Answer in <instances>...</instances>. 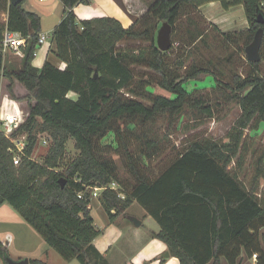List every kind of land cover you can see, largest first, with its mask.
Instances as JSON below:
<instances>
[{
  "label": "trees",
  "instance_id": "obj_1",
  "mask_svg": "<svg viewBox=\"0 0 264 264\" xmlns=\"http://www.w3.org/2000/svg\"><path fill=\"white\" fill-rule=\"evenodd\" d=\"M25 1L13 6L10 0H0V16L8 15L7 24L0 19V45L6 28L27 42L21 67L6 65L0 52V89L6 80L11 98L29 105L17 131L28 137L20 166L14 165L9 151L12 143L0 133V206L10 204L63 260L108 264L93 245L100 230L90 208L92 189L117 183L119 191L106 190L98 198L109 221L139 204L161 228L154 237L180 264H243L254 254L260 257L258 264H264V150L255 174L247 183L240 178L248 152L246 130L257 132L264 123V35L262 61L246 60L250 70L244 77L234 72L227 82L215 66L210 69L211 61L207 65L195 60L196 54L203 58L200 46L211 47L200 7L212 2H220L224 10L244 7L248 30L223 34L212 29L225 51L234 48L246 55L256 32H264V23L257 22L258 15H264V0H151L147 13L128 28L111 17L78 20L74 8L90 0H61L65 16L51 34L49 55L64 62V69L49 60L40 69L32 65L42 19L24 8ZM163 23L173 29L168 52L157 46ZM135 42L144 45L135 47ZM226 59L232 63V56ZM201 76L214 77L212 95L188 89L189 82ZM17 83L26 89L24 97L15 96ZM154 87L172 97L155 93ZM233 102L241 115L225 140L196 138L170 166L154 174L150 161L162 151L153 128L158 118L168 116L172 122L192 114L197 127ZM41 134L49 137L50 146L37 162L31 157ZM109 136L114 142H107ZM70 140L78 154L57 171ZM115 156L121 158L131 184L121 179ZM0 252L6 253L1 242Z\"/></svg>",
  "mask_w": 264,
  "mask_h": 264
},
{
  "label": "rangeland",
  "instance_id": "obj_2",
  "mask_svg": "<svg viewBox=\"0 0 264 264\" xmlns=\"http://www.w3.org/2000/svg\"><path fill=\"white\" fill-rule=\"evenodd\" d=\"M144 1L146 2V4H148V0ZM27 6L28 0H26L24 8H26ZM135 8L137 7L135 6ZM135 8L134 10H136L137 12V9ZM3 18L4 16H0L1 20H3ZM54 25L55 24L53 19L45 20L46 28L44 30V33H50L47 31H49ZM216 38L217 37L213 38L212 36L208 38V41L211 45V49L209 47L205 48L203 46H200V52L203 55V58L196 54L195 60L204 61V63L207 65V62L211 61L213 66L210 69L212 70L215 66L217 75L221 76V78L227 82L230 81L234 72H237L244 77L250 70L249 65L246 63V55L243 53L241 54L240 52H236L234 48H231L230 51H225L219 43L218 39ZM132 45L137 47L144 44L140 42H135V44ZM119 46L125 47L126 44L121 43L119 44ZM7 56L12 57L16 63H19L21 60V55L17 54L16 52H9ZM228 56H232L233 58L231 64L226 59ZM50 58H52V56ZM54 60L55 59L52 58L51 61L55 62ZM135 69L140 72H151L150 70L144 68ZM261 72L262 75H264V61L261 64ZM6 84L7 81L3 80L1 84V90L3 94L8 93ZM22 86L20 85V83L17 86L15 85V96L24 97L26 95V92L24 93V89ZM215 86V79L211 76H201L200 80L189 82V84L187 85L188 89L191 91L197 90L203 94L210 95H212V89ZM152 90L157 94L172 97L171 94L157 87H154ZM70 97L75 99L76 95L71 94ZM18 103L24 112H28L29 105L27 100H22ZM240 115V108L236 103L233 102L232 104L226 106L223 111L217 113L215 119H207L206 121H204L203 124H200L197 127L196 124H198V121L194 120V116L192 114H183L179 116L176 121L172 122L168 116L158 118L156 123L153 124V128L156 135L155 138L162 141V151L159 155H157L153 160L150 161L151 167L155 170L154 174L158 175L162 170L170 166L176 160L179 154L187 148L189 143L196 138L204 137L211 138L217 141L225 140L228 132L231 130ZM166 135L168 136V139L165 138ZM245 135L248 136V152L244 159L240 178L242 181L247 183V181H249V179L255 174L257 159L264 150V123L261 124L257 132H249V130H246ZM106 140L107 142H114V136H109ZM48 148L49 146H43L42 143L39 141L38 146L32 155L34 160L37 162H42L44 156L48 151ZM133 150H135V148ZM77 154L78 151L75 149L74 141L70 140L66 146V156L64 161L62 162V167L57 171H63L65 169L64 166L67 164V162L69 160H72ZM115 158L118 162L121 171V179L131 184V182H129V175L127 171H125L122 167L123 164L121 162V158H119L118 156H115ZM232 166H234V164L231 165L230 168H232ZM260 192L264 196V180H261ZM96 199L97 198H93L94 210L92 214L97 219L99 225H101L107 220L108 216L104 208L101 206L99 200ZM131 210L133 212H136L143 209L140 207L139 204H135V206ZM35 238L36 240H38V242L35 240ZM0 242L6 249V253L4 256L0 252V264H7L6 260L8 258L22 260L27 258L35 259L37 257L42 256L43 253L41 245H39V242H41V244H44L42 236L29 223L24 220V218L18 211H16L8 203H5L0 206ZM51 250L55 254L51 258L52 264H66V262L61 258V256L54 251V249ZM258 261H260V257H258ZM245 263L252 264V261H249L247 259ZM71 264L80 263L75 260L72 261ZM222 264L228 263L223 260Z\"/></svg>",
  "mask_w": 264,
  "mask_h": 264
},
{
  "label": "crops",
  "instance_id": "obj_3",
  "mask_svg": "<svg viewBox=\"0 0 264 264\" xmlns=\"http://www.w3.org/2000/svg\"><path fill=\"white\" fill-rule=\"evenodd\" d=\"M147 2L149 3L150 1L148 0ZM120 3H122L126 9H123L120 6ZM135 6L137 8H135ZM134 8L137 9V12ZM25 9L27 11L35 12L41 17V34H47L49 37L55 27L65 16V7L61 0H47L45 2L28 0V6ZM199 10L207 21L206 30L213 38L218 37L219 35L214 29H212V27H216V29L223 34L241 32L249 29L245 10L242 5L233 7L229 10H224L220 2H212L203 5L199 8ZM73 11L78 20L81 21L94 18L111 17L117 19L125 28H128L133 25L134 18L147 13L148 4H146L144 0H90L89 4H78ZM1 16H4L3 20H1L2 23L7 24L8 15L3 13ZM49 19H53L55 25L47 31L50 33H44L46 28L45 20ZM51 47L52 41H49V46L37 45L36 55L32 60V65L34 67L39 69L42 68L47 60L60 69H64L66 67L64 62L53 55L52 58L55 59V62L51 61L52 58H50L51 55H49ZM23 49L24 48L17 53L21 55L19 63H16L12 57L7 56L9 54L8 53L4 57L5 64H15L17 67H21V61L24 55ZM17 85H19V83H17L16 86ZM23 89L24 93H27L24 87ZM0 91L2 90L0 89ZM234 166H232V168L229 167V170H232ZM96 200H98V198ZM135 204L137 203H134L129 209H127L125 214L119 216L115 221L110 222L107 218V220L101 225H99L97 219L92 214L95 226L98 230H100V235L93 242L96 250L104 257V259H106L108 264H180L179 259L171 257V255L169 258L165 257L166 253L170 254L167 245L154 237V234L159 233L161 230L159 224L148 216L147 212L141 206L140 207L143 210L133 212L131 209L135 206ZM90 208L93 212L94 202ZM129 217H135L141 222V226L136 227ZM263 232L264 229L260 231L261 235ZM36 241L38 242V240ZM43 243L44 244H41V242H39V245H41L43 250L42 256L35 259H27L29 261L42 260L46 264H52L51 258L55 254L52 252V248H49L45 242ZM247 259L252 261V264H258L259 262L258 258L255 259L252 257H246V260ZM72 261L65 262L66 264H71ZM243 264L246 263L244 262Z\"/></svg>",
  "mask_w": 264,
  "mask_h": 264
},
{
  "label": "built area",
  "instance_id": "obj_4",
  "mask_svg": "<svg viewBox=\"0 0 264 264\" xmlns=\"http://www.w3.org/2000/svg\"><path fill=\"white\" fill-rule=\"evenodd\" d=\"M38 2H45L47 0H37ZM264 8V2H262ZM51 36L47 34L39 35L38 45L49 46ZM26 39L19 33L12 32L8 28L5 29L2 43L0 45V52L5 57L9 52H16L26 47ZM36 51L34 53V57ZM27 114L21 109L19 103L12 99L10 95L3 94L0 91V133L4 134L12 143V147L9 149L13 155V162L15 166H20L23 158L26 156L25 150L27 147V134H18V128L26 121ZM39 141L43 146H50V139L47 135H39ZM31 160H34L33 156ZM106 190L119 191V185L112 183L110 185L95 187L92 189V197L99 198V196ZM122 199L125 198L123 194H120ZM253 258L257 259V255L254 254Z\"/></svg>",
  "mask_w": 264,
  "mask_h": 264
},
{
  "label": "water",
  "instance_id": "obj_5",
  "mask_svg": "<svg viewBox=\"0 0 264 264\" xmlns=\"http://www.w3.org/2000/svg\"><path fill=\"white\" fill-rule=\"evenodd\" d=\"M10 2L13 6H18L19 4L23 2V0H10ZM257 22L260 24L264 23L263 14L258 15ZM172 32H173L172 26L168 23H163L162 26L160 27L158 34H157V46H158V49L161 50L162 52H168L172 48L173 46ZM263 35H264L263 29H259L256 32L252 43L246 47V57L249 62H261L262 61L261 48L263 44ZM96 77H97V71H96ZM60 183L62 184V187H64V185L66 184V180L62 178L60 180ZM129 219L134 223L136 227L141 226V222L137 220L135 217H129ZM165 257L169 258L170 254L166 253ZM6 261H7V264H30V261L28 259L14 260V259L8 258Z\"/></svg>",
  "mask_w": 264,
  "mask_h": 264
}]
</instances>
